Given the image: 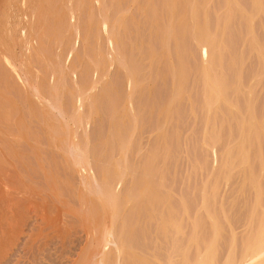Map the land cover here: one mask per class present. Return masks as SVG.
<instances>
[{"label":"rangeland","instance_id":"374dc122","mask_svg":"<svg viewBox=\"0 0 264 264\" xmlns=\"http://www.w3.org/2000/svg\"><path fill=\"white\" fill-rule=\"evenodd\" d=\"M31 1L0 0V264L238 261L264 227V0Z\"/></svg>","mask_w":264,"mask_h":264},{"label":"bare ground","instance_id":"6f19581e","mask_svg":"<svg viewBox=\"0 0 264 264\" xmlns=\"http://www.w3.org/2000/svg\"><path fill=\"white\" fill-rule=\"evenodd\" d=\"M8 1V0H7ZM18 1V0H17ZM28 1V0H27ZM31 1V0H30ZM41 1V0H40ZM15 2V1H14ZM32 2L33 1H31V5H29V6H32V8L30 9V7L28 8V10H27V12H31V14H32V9H34L33 7H35V5H32ZM35 2V1H34ZM36 2H38V1H36ZM8 3V2H7ZM69 3H71V2H69ZM28 4V3H27ZM39 4V3H38ZM70 5V4H69ZM172 5H173V3H172ZM13 6V5H12ZM37 7V6H36ZM173 9V8H172ZM35 10V9H34ZM34 10H33V12H34ZM68 11V10H67ZM26 12V13H27ZM29 12V13H30ZM24 14V16L26 17L27 16V14ZM28 13V14H29ZM22 14V13H21ZM67 14H69L68 12H67ZM70 14H71V12H70ZM69 14V15H70ZM33 15V14H32ZM32 15H30V16H32ZM72 15V14H71ZM68 17H70V16H68ZM31 18V17H30ZM90 23L88 22V25H89ZM197 30V29H196ZM201 39H202V57H203V67L205 68V70L206 71H204L205 73L207 72V68H208V61L210 60V59H212V54H211V52H210V46H211V41H210V39L208 38V37H200ZM109 40V45L111 46V45H113L115 42H114V40L115 39H112V38H110V39H108ZM114 42V43H113ZM16 67V66H15ZM19 72V71H18ZM26 74V73H25ZM207 74V73H206ZM208 78H207V76H205V81L207 82V81H209L208 83H206V85L208 86V88H210L209 89V91L208 92H210V95H208L209 96V100H210V102H218V101H220L221 99H222V94H221V86H219V83H217L216 81H211L210 79L209 80H207ZM132 79H131V77H128V81H131ZM52 90V89H51ZM54 91V90H53ZM51 92V91H50ZM207 92V94H209ZM77 93V92H76ZM207 96V97H208ZM54 102V101H53ZM41 110V109H40ZM81 121V120H80ZM55 127V126H54ZM64 131V130H63ZM62 131V132H63ZM73 137V136H72ZM66 139V138H65ZM59 141V140H58ZM78 145V144H77ZM75 149V148H74ZM78 159V158H77ZM77 165H81L82 164V161L81 160H77ZM105 173H103V175H104ZM104 177V179H105V175L103 176ZM99 199V198H98ZM100 201V200H99ZM102 202V201H101ZM108 202V201H107ZM104 203V202H103ZM110 204V203H109ZM103 207V206H102ZM258 234H256V237L254 236V239L253 240H251V241H248V243H246V247H245V250L242 252V254H241V257L239 258V260L238 261H233V260H231V261H228L226 264H264V227L260 230L259 229V232H257ZM216 234H217V232H216ZM253 238V237H252ZM105 240H106V238H105ZM104 240V241H105ZM108 240V239H107ZM106 240V241H107ZM103 247L105 248V245H103ZM211 246H209L208 248H209V250H211L212 248H210ZM208 248H207V253H206V255L207 254H209V253H211V251H209L208 250ZM206 255H205V258H206ZM210 255V254H209ZM208 256V255H207ZM105 257H108V255L106 256L105 254H103V258H105ZM103 258H102V260H103ZM204 258V259H205ZM208 258V257H207ZM203 258H198L197 260H199V261H196L195 262V264H212V259H206L207 261H205ZM106 260V258L103 260V261H105Z\"/></svg>","mask_w":264,"mask_h":264}]
</instances>
